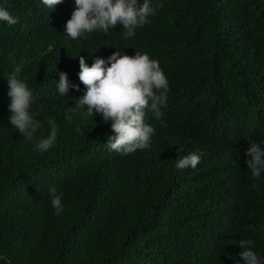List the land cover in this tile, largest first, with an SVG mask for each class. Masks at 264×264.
I'll return each mask as SVG.
<instances>
[{
  "label": "trees",
  "instance_id": "trees-1",
  "mask_svg": "<svg viewBox=\"0 0 264 264\" xmlns=\"http://www.w3.org/2000/svg\"><path fill=\"white\" fill-rule=\"evenodd\" d=\"M3 2L18 22L0 19V264H235L245 238L264 257V173L257 186L246 164L250 140L264 141V0H163L132 37L118 23L77 39L63 32L75 0ZM115 47L148 52L170 83L164 116L146 112L151 146L128 155L105 145L101 114L67 111L86 88L79 56L91 64ZM14 63L35 95L37 138L49 117L58 124L46 152L7 119ZM59 71L80 90L59 96ZM196 150L195 169L175 167Z\"/></svg>",
  "mask_w": 264,
  "mask_h": 264
},
{
  "label": "clouds",
  "instance_id": "clouds-1",
  "mask_svg": "<svg viewBox=\"0 0 264 264\" xmlns=\"http://www.w3.org/2000/svg\"><path fill=\"white\" fill-rule=\"evenodd\" d=\"M42 4L54 10L62 0H41ZM163 7V0H75L71 17L66 21L64 33L66 37L77 39L85 37L94 31L107 33L118 23L123 26L124 37H132L136 29L149 22L157 9ZM0 19L11 24L18 22L14 11L0 0ZM107 58L96 56L89 64L85 56H79L80 81L86 86L83 95L76 98L74 107L86 108V115L101 114L104 121H110L113 130L105 145L112 151L123 155L151 146L152 136L156 129L145 119L146 112L152 111L158 119L164 116L163 109L167 107L170 83L158 59L148 52L135 51V54L123 52L117 48ZM22 67L13 64V70L7 77L8 121L15 129L25 135V139H35L34 148L46 152L57 141L59 127L55 119L49 117L47 124L50 131L47 135L37 138V132L43 127V122L37 119L33 111L35 95L26 80L21 78ZM56 81V92L61 97L69 94V89L80 90V85L69 80L68 73L59 71ZM69 120L70 116L67 117ZM247 169L256 180L258 186L264 173V141L250 140L246 149ZM203 150L188 152L176 160L177 169L193 168L200 163ZM51 203L59 215L64 210L62 191L56 186H50ZM264 230V225H261ZM250 238L240 239L238 245L242 249L238 255L242 259L235 264H264L262 257L254 247Z\"/></svg>",
  "mask_w": 264,
  "mask_h": 264
}]
</instances>
